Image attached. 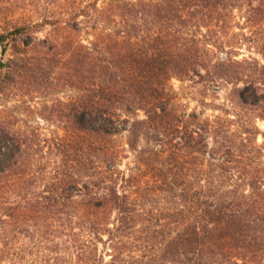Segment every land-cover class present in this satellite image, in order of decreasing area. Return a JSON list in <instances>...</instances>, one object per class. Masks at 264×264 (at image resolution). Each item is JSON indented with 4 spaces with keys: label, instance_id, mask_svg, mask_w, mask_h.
Here are the masks:
<instances>
[{
    "label": "rangeland",
    "instance_id": "obj_1",
    "mask_svg": "<svg viewBox=\"0 0 264 264\" xmlns=\"http://www.w3.org/2000/svg\"><path fill=\"white\" fill-rule=\"evenodd\" d=\"M126 1L138 4L118 9L113 0H0V34L6 36L0 45V128L27 143L22 161L32 165L16 185L15 178L0 184V264H174L162 257V239L152 236L162 228V215L178 205L177 192L164 183L159 168L174 177L175 164L194 158L157 143L154 133L140 126L132 137L134 150L125 129L147 119L140 109L123 114L129 122H121L109 153L96 157L97 143L83 142L77 116L85 87L97 84L101 72H83V46L94 49L100 64L133 42L152 51L156 37L171 35L173 49H187L192 61L186 57L187 68L173 73L168 87L185 121L201 127L198 141L207 146L200 156L205 171L191 175L205 186L221 181L224 191L252 192L243 181L264 182V0H189L183 33H161L164 0ZM176 142L183 144L182 138ZM83 146L82 174L75 176L81 184L90 182L96 192L127 191L136 203L138 216L119 240L83 230L79 203L45 207V197L57 202L39 183L52 180L59 167L73 174L70 166ZM215 150L230 161L224 163L227 171L217 167ZM233 181L243 186H230ZM258 199L264 202V194ZM257 218L253 229H264V212ZM109 227L114 229V222ZM262 249L264 243L224 251L240 263L264 264Z\"/></svg>",
    "mask_w": 264,
    "mask_h": 264
},
{
    "label": "trees",
    "instance_id": "obj_2",
    "mask_svg": "<svg viewBox=\"0 0 264 264\" xmlns=\"http://www.w3.org/2000/svg\"><path fill=\"white\" fill-rule=\"evenodd\" d=\"M136 4L133 1L123 4V0L112 2L118 9ZM159 5L161 33H183L181 22L190 7L189 0H164ZM170 36L156 37L157 46L151 48L152 51H143V46L133 42L129 50L113 54L108 59L100 58V64L95 62L93 48L82 47L83 72H101L99 82L93 87H85L81 96L77 117L83 142L97 143L94 150L96 157L109 153L108 143L118 133L121 122H129L123 119V114L130 117L137 110H143L147 119L131 123V130L125 129L132 134L129 144L134 150L136 145L132 137L137 135L140 126L142 129L149 128L157 143L169 144L171 151L187 150L194 158L190 163L175 164L172 171L174 177L159 168L164 183L170 184L169 188L174 189L178 197L177 208L172 213H164L162 228L153 231L152 236L156 240L162 239V257L172 260L174 264H253L248 259L242 263L233 260L224 250L228 246L256 249L264 243V229L252 227L253 223L259 221L257 217L260 211L264 212V202L258 199L264 194L261 186H264V182L243 181L242 184L253 188L252 192L247 189L224 191L221 181L212 180L205 186L198 176L191 175V172L197 175L205 171V162H201L200 156L205 154L204 148L207 146L203 145V140L201 143L198 141L202 137L201 127H192L185 121L169 90L168 82L172 74L179 72L182 67L187 68L186 64L190 63L186 60V57L190 58L188 50L173 49ZM5 42L6 36L0 34V45ZM242 98L246 103H253ZM178 138H182V146L176 142ZM26 146L27 143L16 133L0 128V184L15 178L16 185L17 179L21 181L27 175L32 165L22 161L27 153ZM215 152L213 159L218 161L217 167L227 171L224 165L230 161L220 155L219 150ZM85 154V146L76 151L74 164L70 166L73 174L59 167L52 180L44 179L39 183L45 186L43 188L48 187L51 193L53 191L52 197L57 202L53 203L51 197H45V207L55 210L56 206L67 207L79 203L84 208L83 230L88 232L89 229L96 235L108 232L112 241L119 240L127 230H131L129 226L133 217L138 216L137 210L133 209L136 203L127 191L112 188L108 192L100 189L96 192L90 190V182L81 184L75 176L82 174L81 159ZM217 156H222L223 161ZM242 184L233 181L230 186ZM81 185L82 190L79 189ZM71 189H76V193H71ZM36 205L39 207L41 203L37 202ZM115 213L116 218L111 222L110 218ZM113 222L114 229L109 227ZM83 236L88 238L86 233ZM250 252L255 251L253 249Z\"/></svg>",
    "mask_w": 264,
    "mask_h": 264
}]
</instances>
